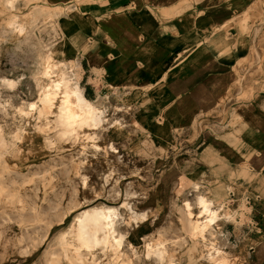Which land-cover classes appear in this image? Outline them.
Returning <instances> with one entry per match:
<instances>
[{"label":"rangeland","instance_id":"1","mask_svg":"<svg viewBox=\"0 0 264 264\" xmlns=\"http://www.w3.org/2000/svg\"><path fill=\"white\" fill-rule=\"evenodd\" d=\"M98 1L0 0V264H245L247 252L250 262L251 192L232 203L230 184L261 168H224L207 145L236 143L243 114L264 131V0ZM120 15L129 26L91 37L95 19ZM102 44L105 54L93 49ZM127 51L139 59L123 67ZM47 62L104 123L66 129L39 111ZM201 196L220 217L195 234ZM102 208L120 251L78 260L74 223Z\"/></svg>","mask_w":264,"mask_h":264},{"label":"bare ground","instance_id":"2","mask_svg":"<svg viewBox=\"0 0 264 264\" xmlns=\"http://www.w3.org/2000/svg\"><path fill=\"white\" fill-rule=\"evenodd\" d=\"M18 32H20L19 29ZM54 67L55 65L48 62L45 65L44 75L49 79V85H40L39 111L49 108V110L56 112L66 129H74L77 126L95 128L104 123L106 120H104L103 111L98 110L87 101L81 90L76 86H71L69 81H66L60 73L53 74L52 70ZM14 83V81L7 80L9 86H13ZM29 108L32 112L35 105L32 104ZM29 118L30 114L25 115L26 124H28ZM207 199L202 196L198 197L202 219L198 220L194 225L195 234H203L220 217L219 209H213V201L209 202ZM112 215H114L113 210L102 208L96 213H88L76 219L74 228L80 245L79 248H74L71 251L76 259L80 260L82 252L91 261L98 251L102 255L111 251H120L121 242L115 241L113 237L114 231L110 223ZM162 251L160 249L147 248L145 256L154 255L161 258L163 256Z\"/></svg>","mask_w":264,"mask_h":264},{"label":"crops","instance_id":"3","mask_svg":"<svg viewBox=\"0 0 264 264\" xmlns=\"http://www.w3.org/2000/svg\"><path fill=\"white\" fill-rule=\"evenodd\" d=\"M47 1L51 4H59L66 0H47ZM100 1H98L97 6H96L98 9L104 10L105 8L108 7L109 5L108 0H100ZM137 2H139V0H137ZM130 9H133V7ZM92 10H95V9H92ZM140 10H142V7L138 8L136 11H140ZM91 19L94 21L95 18H91ZM95 20L99 22L101 27L98 33L96 34L93 33L91 37H97V36L103 37V36H106V34L110 35L111 32H108V30L111 28V26L120 25V24H123V25L125 24L129 26V23L124 20L122 15L116 18H113L112 21L110 22L99 21L98 19H95ZM88 28L90 31V27ZM187 34L188 33H183L181 36L187 35ZM103 45L104 44H102V47L94 46L93 49L100 48L99 52H101V54H105L106 49L104 48H107V47ZM231 49L232 48H230V50ZM225 52H228V51L225 49ZM94 58L96 59L95 56H93V59ZM133 59H136V60L139 59V57L136 56V52L127 51L125 56L122 57V55H120L118 61L124 67L125 65L122 64L123 62L128 64V62L130 61L131 63ZM152 61L158 62L159 60L154 59ZM229 61H224V62L227 63ZM159 69L161 70L163 68L159 67ZM175 84H176L175 88L179 87V84L180 86H183V83L181 81H178V82L176 81ZM175 96H177V94H175ZM173 97L174 96L172 97L170 96L167 98L173 99ZM243 115H242L243 121L241 125L242 127L233 136L236 143L234 142L232 143L231 140L227 139V141H229V145L224 146L220 142L221 141L223 142V140L225 139L218 138V139H210L207 146H214L217 150H219L221 156L219 155L217 156H219L218 158H220L221 163L223 162L225 163L224 168L241 167L240 174H247V172H252V170L257 169L259 167L261 168V171L258 174H255L254 176L253 175L250 176L251 180L250 178L245 179L244 184L232 183L230 185H233L235 188V191L231 193L233 196V199H231L232 203L235 202L236 199H239L244 195L243 194L244 188H246L245 190L247 192H251V195H249L251 197L250 201L249 202L247 201L251 209L247 213V217H249V221L255 224V226L254 227L252 226L250 230H251V233H254L256 237H255V240H252V242L255 243V249L254 251H252L253 258L251 257L252 260L250 262H247L249 258V255H248L249 253L247 252V258H246L245 264H264V150H261V149H264V131L261 134H259L260 128L256 129L254 126H252L253 123L247 118V115H245L246 118L243 117ZM246 122L248 124H246ZM214 142H217V144L219 145L216 146V143ZM231 172H233L232 169H231ZM220 184L221 183H219V185ZM225 187H228V186H225ZM261 192H263V195H261Z\"/></svg>","mask_w":264,"mask_h":264},{"label":"trees","instance_id":"4","mask_svg":"<svg viewBox=\"0 0 264 264\" xmlns=\"http://www.w3.org/2000/svg\"><path fill=\"white\" fill-rule=\"evenodd\" d=\"M85 97H86L87 99H89V97H88L87 95H85Z\"/></svg>","mask_w":264,"mask_h":264}]
</instances>
